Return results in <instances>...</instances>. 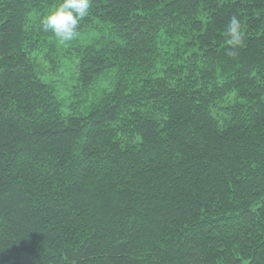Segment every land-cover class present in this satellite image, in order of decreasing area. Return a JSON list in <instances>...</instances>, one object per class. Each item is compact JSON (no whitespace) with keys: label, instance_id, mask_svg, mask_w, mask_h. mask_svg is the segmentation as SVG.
Instances as JSON below:
<instances>
[{"label":"trees","instance_id":"1","mask_svg":"<svg viewBox=\"0 0 264 264\" xmlns=\"http://www.w3.org/2000/svg\"><path fill=\"white\" fill-rule=\"evenodd\" d=\"M60 2L0 0V264H264V0Z\"/></svg>","mask_w":264,"mask_h":264},{"label":"clouds","instance_id":"2","mask_svg":"<svg viewBox=\"0 0 264 264\" xmlns=\"http://www.w3.org/2000/svg\"><path fill=\"white\" fill-rule=\"evenodd\" d=\"M89 9L90 0H62L43 17L42 28L52 32L60 43L71 42L78 37L80 21L89 14ZM226 31L229 45L233 48L242 45L243 29L236 16L231 17Z\"/></svg>","mask_w":264,"mask_h":264},{"label":"rangeland","instance_id":"3","mask_svg":"<svg viewBox=\"0 0 264 264\" xmlns=\"http://www.w3.org/2000/svg\"><path fill=\"white\" fill-rule=\"evenodd\" d=\"M72 67V64L71 65H67V67L66 68H64L65 70H66V75H65V78L63 77V78H61V80L58 82V88L61 90V93H62V95H66L67 94V92H68V90L66 91L65 89H63V87L62 86H64V79H67V80H70L71 79V70L73 71L74 69L73 68H71ZM71 81V80H70Z\"/></svg>","mask_w":264,"mask_h":264}]
</instances>
